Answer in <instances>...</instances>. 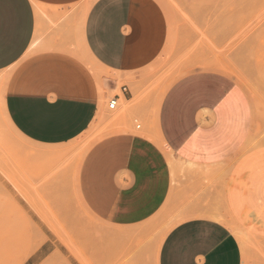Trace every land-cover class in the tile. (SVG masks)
<instances>
[{
	"label": "crops",
	"instance_id": "obj_1",
	"mask_svg": "<svg viewBox=\"0 0 264 264\" xmlns=\"http://www.w3.org/2000/svg\"><path fill=\"white\" fill-rule=\"evenodd\" d=\"M181 4L200 20L211 8ZM173 14L167 0H0L4 113L28 141L53 147L84 134L117 98L147 132L120 130L90 145L77 177L85 207L105 224L133 227L168 206L175 225L158 264H264V144L245 148L251 100L225 72L179 66ZM165 64L191 71L159 100L154 91L143 99L155 86L150 72ZM30 197L0 175V264H39L51 253L46 238L21 248L11 237L20 207L37 214ZM65 247L61 262L87 264Z\"/></svg>",
	"mask_w": 264,
	"mask_h": 264
},
{
	"label": "rangeland",
	"instance_id": "obj_2",
	"mask_svg": "<svg viewBox=\"0 0 264 264\" xmlns=\"http://www.w3.org/2000/svg\"><path fill=\"white\" fill-rule=\"evenodd\" d=\"M167 1L184 44L175 61L180 67L217 69L235 78L248 94L254 112L245 148L264 144V0H210L211 8L206 14L202 12L201 20L198 8L195 19L183 8L182 0ZM42 14L47 21L51 19L44 9ZM161 66L165 69L150 72L155 86L144 88L143 99L148 100L154 91L159 100L174 80L191 71ZM120 106L108 107L72 142L40 146L24 138L9 122L0 83V175L14 180L24 195L29 194L37 212L30 216L20 207L18 231L11 237L19 236L21 248L48 239L51 253L39 264H69L65 258L61 262V242L87 264H158L162 241L175 225V215L168 206L142 224L116 227L96 219L77 189L81 162L97 140L125 129L147 132L139 115L125 114L126 107ZM151 119L150 129L154 128L153 114ZM137 124L143 128L137 129ZM121 229L129 231L119 235L116 230ZM236 232L246 247L245 234L237 228ZM2 234L0 230V238ZM85 243L94 246L84 247Z\"/></svg>",
	"mask_w": 264,
	"mask_h": 264
},
{
	"label": "built area",
	"instance_id": "obj_3",
	"mask_svg": "<svg viewBox=\"0 0 264 264\" xmlns=\"http://www.w3.org/2000/svg\"><path fill=\"white\" fill-rule=\"evenodd\" d=\"M124 89H126V88L124 87ZM118 105H119V102H118V99L117 98H112L109 101V108L110 109H115ZM138 127H140V125H137V128Z\"/></svg>",
	"mask_w": 264,
	"mask_h": 264
},
{
	"label": "bare ground",
	"instance_id": "obj_4",
	"mask_svg": "<svg viewBox=\"0 0 264 264\" xmlns=\"http://www.w3.org/2000/svg\"><path fill=\"white\" fill-rule=\"evenodd\" d=\"M98 73V72H97ZM99 74V73H98ZM101 76V75H100ZM5 110V109H4ZM137 125H141V124H137ZM15 129V128H14ZM157 137H158V135H156ZM157 137H156V139H157ZM157 140H160L159 138L157 139ZM87 151V150H86ZM172 155V153L171 154H169V157ZM83 158V157H82ZM171 158V163H172V165H173V168H175V160H174V158L171 156L170 157Z\"/></svg>",
	"mask_w": 264,
	"mask_h": 264
}]
</instances>
